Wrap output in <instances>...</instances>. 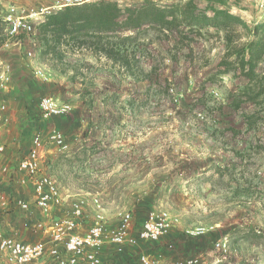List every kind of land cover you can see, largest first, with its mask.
<instances>
[{
    "label": "rangeland",
    "instance_id": "rangeland-1",
    "mask_svg": "<svg viewBox=\"0 0 264 264\" xmlns=\"http://www.w3.org/2000/svg\"><path fill=\"white\" fill-rule=\"evenodd\" d=\"M90 1L94 2L98 0ZM106 1H114L120 8L125 9L126 7L140 6L144 0ZM152 1H155L160 5H168L173 0ZM196 1L200 8H204L209 2L210 4H214L217 8L221 7L219 4H216L214 0ZM222 1L225 4L223 8H228L233 14L238 15L242 20L247 22L250 27L253 26L254 21L256 20H264V0ZM62 2L63 0H2L4 5L14 6L19 12H22L25 15L30 14L31 12H41V10L46 7L61 4ZM56 10L59 9H51L50 11L54 12ZM46 16L47 14L45 13L38 16L35 23L43 21ZM1 26L5 28L3 24H1ZM147 32L146 35L142 34L133 43L129 44L128 50L129 52H132L131 55L135 53L136 56H139V58L142 57L143 59H138L139 63L136 66H133L132 69L135 70L130 71L131 73L129 72V75L131 76L135 73L136 79L139 80L145 77V73H141L140 70H143L142 68L145 66L147 53V63L148 66H151V69L148 70L150 73H148V81L153 82L155 86H152V91H149L147 95L148 108L146 109L144 107L142 114H145L147 111L148 114L154 116L155 145L156 142L161 139L162 122L170 121L174 123V125L170 123L166 130L170 135L174 133L177 125L173 119L175 116L190 115L195 118L207 120L205 123H202L204 126L201 130H208L210 127L208 122L212 119L210 116H214L215 108L220 104L219 102H214L215 95L213 94V91L210 89L205 91V88H208L209 86H227L230 78L229 76L228 79H226L227 77L221 79L216 74L217 63L219 62L218 59L223 53V42L221 40L222 33H220V38L218 39L217 35H215L214 29H203L200 33H196L194 35V41L187 45L185 43L176 44L177 41L175 34L172 36L170 35L168 39L164 40L163 38L158 39L156 34L148 29ZM124 33L129 34L128 32ZM130 34L133 33L131 32ZM36 38H34L33 41L28 38L23 40L21 47L9 44V47L0 50V57L9 64L11 70L13 65L15 66V69L19 70L18 72L23 76L22 80L29 82L32 85L39 84V86H33L34 99L37 100L38 103L43 97L50 96L69 102L73 106L74 103L69 94L72 92H78L82 88L81 86L48 85L61 78L60 76L65 78L68 70L67 66L70 62L68 56V52L70 51L62 47L63 55L61 59H54L51 56L44 57L39 54L40 43ZM112 41L118 42L116 39H113ZM28 50L36 52L35 57L31 60L25 57V52ZM74 52L76 55L90 53L84 48H81L80 50L75 49V51L70 53ZM79 64L82 65L81 63ZM36 66H41L45 72L51 74V82L47 83L42 81L34 75L33 68ZM92 68L94 69H91V78H95L97 70H95L94 66ZM261 69L264 71L263 66ZM108 72L109 70L105 69L104 71H100L99 75L106 79ZM232 78L235 80L234 75H232ZM106 80L105 82H107ZM232 84L234 85L235 81H233ZM186 86H197V89H195V92L193 90L191 92H186ZM131 88L132 86H87L85 90L94 91L96 93H99L104 89L108 90L107 99L110 106L107 109V114L110 118H120L133 115V113L137 115L140 112V109L138 108L136 113L132 111L131 103H129L130 100H133ZM115 89L119 90L120 95H114V93H117L114 91ZM240 92L241 90H237L233 93L232 97L240 96ZM194 94H196L197 97L192 96ZM5 96L6 95L3 91L0 92V101L4 99ZM135 96L139 101L138 104L145 102L146 96L144 91L137 92ZM223 96L224 98H227L226 93H224L222 97ZM219 97L221 98V96ZM189 98L192 101H189ZM193 98H196L195 102L193 101ZM149 102H151V104ZM251 104L253 103L250 102V105ZM251 108V112H248L247 114L257 112L259 115L257 118L250 121V128L247 127V131L251 133L249 139L250 152L247 153L241 151L239 154L238 152L240 149L236 152L230 150L232 154H228L226 157L224 156V160L222 158V161L225 163L233 162L234 164H239L240 157L245 156L240 163L244 161L243 164L247 165V173L251 185L247 188V192L245 187L242 188L244 194L247 196L244 201H237V198L234 196V194L236 195V190L238 188L236 186L232 191L228 192L229 196L226 197L225 183L220 179L217 181L215 187L212 188L214 196L210 195V184L208 183V179H205L209 178L208 174L204 177L205 180L202 179L197 182H190L187 185H181L177 178L178 173L176 169L172 170L169 168L154 170L152 180L148 177V181L141 185L131 184V181L129 180L131 177L129 174L126 176V179L123 180L125 182L122 183V186L116 191L107 181L106 183H102L101 179H99L101 176L105 177L106 172H102L99 175L95 172H87L84 168L77 167L80 163L78 161H81V158H77L76 155L72 154L74 150L65 139L70 149L67 155L57 152V150L50 145L46 146L50 151H54L52 154H55L60 160L58 164L65 168V170L60 171L56 169V165L53 166L52 164H49V172L59 184L60 191L65 199L63 206L54 209L52 217L67 215L70 212L69 206L71 201L82 195L84 192H91L100 195L103 200V206L107 210V218L111 221L112 226L117 225L115 219L117 211L133 212L134 216L132 215L133 223L131 233L134 237L138 236L143 222L147 218L149 212L153 210H165L178 217V224L166 236L162 237L157 242H144L139 240L136 246L125 247L122 254H117L112 246L105 247L101 251L102 264H107L102 257V254L104 253L107 255L108 259L112 258L110 264H141V256H148L150 259L160 260L162 264H179L190 259H197L199 264H215L213 258L216 255L219 256V259L227 256V258L232 261V264H264V231L263 234L261 231V229L264 230V197L262 196V189H264V176L262 173L264 170V101L262 105H255ZM246 110L248 111L249 107L242 108V110L238 112H233L224 108L223 113H225L227 118H237V130L242 131L243 126L240 125L239 122L243 120L242 116H244ZM68 115L60 116L59 118L53 117L54 119L52 118L51 120L48 119L49 122L46 124L45 132H43L44 134L39 130V132L36 133L42 134L43 138H45L47 133L55 128L61 131L65 136L63 130L60 128L69 126L67 119ZM200 144L202 148L205 147L203 149H205L204 152L206 154L201 156L202 161L197 158L198 156H192L194 159L186 161L184 165L186 169L185 174H191L192 172L190 169L199 165L200 162L205 161L208 163L210 161L208 154L210 149H214L215 144H211L209 138L200 140ZM163 146L167 149L169 148L172 152L168 155V160L177 163L179 156L175 153L176 151H179L181 144L178 141V138H176V135L170 137L167 143L165 142ZM234 147L236 148L237 145H234ZM160 157V155H155V164L160 162ZM217 161L222 163L220 157L217 158ZM222 170L224 171L222 174L227 175L225 169ZM9 172L3 173L0 169V191L7 199L5 205L0 203V232L6 236H17L24 242H35L41 239L42 234L40 232H34L32 225L36 221H46L48 219L44 218L40 212L34 208L33 190L31 191V189L27 188L28 186L23 189L18 186L17 190L15 189L16 191H12V189L11 191L8 190L9 188L6 187V183L8 181L12 182V180H7L8 175H10V179H13L11 175L12 172ZM14 181L17 183V178L14 179ZM173 182H175L174 185H171ZM165 183L168 185L166 186ZM144 190H148L149 194H153L152 192L157 191L159 195L156 196L155 202L144 204L142 207H136L137 203L139 204L136 200L142 198L140 196H142V191ZM238 190L241 191V188H238ZM160 195H164L165 197L161 198ZM188 197L192 198L188 200ZM17 198H22L30 203L31 208L29 212H21L15 207L13 201ZM235 198L236 200H234ZM134 207L137 209L135 210ZM227 215L231 218L229 223H232V226H235L233 227L234 230L230 232V234H233V244H231L230 247L229 237L223 236L227 238L228 251H217L214 247L215 251L212 252V256H210V239L216 237V234L213 236H207L202 240L198 239L199 237L197 236L213 232L212 229L215 223H221L220 225L224 226L222 220ZM89 218L90 217H88L87 220H89ZM180 226L182 229H178ZM85 228L86 223H83L81 230H85ZM244 228H250V231H244ZM198 229L204 230V234H191V232H196ZM172 232H176L175 234L173 233L175 239L169 241L165 239V248L169 244L167 249L160 251L161 254L159 256L158 254H153L152 252L159 248L162 239L170 236ZM20 234H22V237H20ZM213 244H215V242ZM200 246H204L205 250H203V252H196L195 248ZM174 251H183L186 255L179 256L178 259L174 258L176 260L170 257L166 258L167 255L171 253L174 254ZM211 259H213L212 262H209ZM0 264H4L1 256Z\"/></svg>",
    "mask_w": 264,
    "mask_h": 264
},
{
    "label": "crops",
    "instance_id": "crops-1",
    "mask_svg": "<svg viewBox=\"0 0 264 264\" xmlns=\"http://www.w3.org/2000/svg\"><path fill=\"white\" fill-rule=\"evenodd\" d=\"M88 1L90 0H87L86 2ZM6 6L7 5H4L3 3L0 5V17L1 12ZM52 6L54 5L49 7ZM128 33L130 34L131 32ZM0 50L4 49L0 48ZM68 54L70 62L67 66L68 70L65 78L60 76L61 78L48 85L82 87L78 92L75 93L71 91L72 93L69 94L74 103L72 112L67 116L69 126L64 128L60 126V129H62L65 134L67 143L74 150L72 154L76 155L77 158H81V161H78L80 162L79 165H77L78 168H84L87 172H95L99 175L102 172H106V176H101L99 179H101L102 183H106L107 181L108 184H111L112 188L116 191H118V188L122 186V183L125 182L123 180H125L126 176L129 174L131 177L129 179L131 184L141 185L142 183L148 181V177L152 180L154 170L165 168L172 170L176 169L178 173L177 178L179 179L181 185H187L190 182L208 179V183L210 184V195L214 196L212 188L215 187L217 181L220 179L225 183L226 197L229 196L228 192L232 191V189L236 186L241 188V191L237 188L236 195L234 194L237 201H244V199H246L245 197L247 196L244 194V190H242V188L245 187L247 192V188H249L251 184L249 182L250 178H248L247 165L243 164L244 161L240 163L245 156L240 157L239 164H234L233 162L225 163L222 161V158L224 160V156L226 157L228 154L231 155L232 153L230 150H232V152H236L240 149L238 152L239 154L241 151H245L247 153L250 152L249 139L251 137V133L247 131L245 116L250 115L247 113L251 112V107H254L255 105H250V102H245L242 103L241 108L236 111L231 109L229 106L231 100L233 99V93L244 88L247 84V80L241 77H235V80H233L232 74L220 75L219 78L221 79H225L226 77V79H228L230 76L229 84L227 86H209L208 88H205V91L209 89L213 91V94L215 95L214 102H219L220 104L215 108L214 116H210L212 119L208 122L210 125L208 130H201L204 126L202 123H205L207 120L195 118L190 115L175 116L173 117L175 124H177L174 131L175 134L172 133V135H170V133L166 131L169 124L171 123L174 125V123L170 121L162 122L161 139L158 140L155 145L154 116L152 114H148L147 111L145 114H142L144 111L143 108H148L147 95L149 91H152V86H155L153 82L148 81V70L151 69V66H148L147 63V53L145 66L142 68L143 70L139 69L141 72L145 73V77L140 80L136 79L135 73L130 76L129 72L126 71L125 68L119 66L118 63H113L112 61L105 59L103 56H96L91 53L76 55L75 52H68ZM133 56L137 59L143 60L142 57L139 58V56H136L135 53H133ZM219 60L220 58L218 61ZM93 66L95 67V70H97L95 78H91V69H94L92 68ZM262 66L264 67V61L259 67L261 68ZM105 69L109 70L108 76L106 77L107 80L105 77L103 78V76L99 75V72L102 70L104 71ZM134 70L135 69H131V71ZM11 71V84L8 86L6 91H3L6 96L0 101L1 104L6 106V111L2 114V118L5 120V123L0 133V143L4 146V155L1 164L12 172L11 175L13 177V179H10V175H8L7 180H12V182L8 181L6 183V187L9 188V191H11V189L12 191H16L18 186L22 189L27 187H23L18 184L20 173L15 171L17 163L27 154L33 135L39 131H42L41 133L45 132L46 124L52 118L48 120L42 117L39 103L34 99L33 86H39V84L32 85L31 83L22 80V74L18 72V69H15L14 65L12 66ZM105 80L107 82H105ZM233 81H235L234 85L232 84ZM49 82H51V80ZM87 86H132L131 91L133 93V100H130L129 103H131L133 112L136 113L137 110L140 109L139 114L136 115L133 113V115L127 117L110 118L107 114V109L110 106L107 99L108 90L104 89L99 93H96L94 91L85 90ZM195 89H197V86H186V92H191L192 90L195 92ZM114 91L117 92L114 93L115 96L120 95L119 90L115 89ZM142 91L145 92V102L138 104L139 101L135 95L137 92ZM224 93H226L227 98H224V96L222 97ZM192 96L197 97L196 94ZM219 96H221V98ZM189 101L192 100L189 98ZM193 101L195 102L196 98H193ZM149 103L151 104V102ZM245 107H249V110L244 112L245 114L242 116L243 120L239 122L240 125L243 126V130L239 131L237 130L238 126L236 125V123H238V119L232 117L227 118L225 113H223V110L224 108H227L233 112H238ZM175 135L181 144V148L175 153L179 156L177 163L168 160V155L172 152L169 148L167 149L163 146L165 142L167 143L170 137ZM205 138H209L210 143L215 144L214 149H210L208 154L210 161L208 163L205 161L200 162L199 165L190 169L192 172L191 174H185L186 169L184 165L186 161L194 159L192 156H198L197 158L202 161L201 156L206 154L204 152L205 149H203L205 147L202 148L200 144V140ZM234 145H237L238 148H235ZM53 152L54 151H48L46 153L44 163L52 164L53 166L56 165V169L60 171L65 170L64 166L62 167L58 164L60 160L55 154H52ZM155 155L161 156V163L158 162L155 164ZM218 157H220V161H222V163L217 161ZM222 169H225L227 175L222 174V172H224ZM262 173L264 176V170ZM207 174L209 175V178L204 179ZM16 178L17 183L14 181ZM174 183L175 182L171 185H174ZM165 185L167 186L168 184L165 183ZM27 188L32 191L31 187L28 186ZM262 191V196L264 197V189H262ZM142 192L143 194L140 196L142 198H140V200H136V202H139L136 207H142L144 204L155 202L156 196L159 195L157 191L152 192L153 194H149L148 190H144ZM160 197L164 198L165 196L160 195ZM190 198L192 197H188L187 199L189 200ZM236 198L234 200H236ZM136 207H134L135 210L137 209ZM230 221L231 218L227 215L222 220L224 226H221V223H215L212 229L213 232L197 236L199 237L198 239L202 240L207 236H213L216 234V237H212V239H210V256H212V252L216 249H214L215 245L213 243L218 242L223 236L229 237L230 247L231 244H233V234H230V232L234 230L233 227L235 226H232V223H229ZM178 229H182L181 226ZM244 229V231H250V228ZM261 231L263 234L264 230L261 229ZM173 233L175 234L176 232H172L170 236L163 238L159 248L152 253L155 255L158 254L159 256L161 254L160 251L166 250L169 244L165 248V239L168 241L175 239ZM21 235L22 234H20V237H22ZM195 250L196 252H203L205 249L204 246H200L196 247ZM183 255H186L183 251H174V254L171 253L167 255L166 258L170 257L178 259L179 256ZM216 256V258H213L216 262L215 264H232V261L229 260L227 256L221 259H219L218 255ZM102 257L105 263H111L112 258L108 259L105 253L102 254ZM213 259L209 262H212Z\"/></svg>",
    "mask_w": 264,
    "mask_h": 264
},
{
    "label": "built area",
    "instance_id": "built-area-1",
    "mask_svg": "<svg viewBox=\"0 0 264 264\" xmlns=\"http://www.w3.org/2000/svg\"><path fill=\"white\" fill-rule=\"evenodd\" d=\"M86 0H63L61 4L42 9L41 12L23 14L14 6L7 5L1 12L4 28V41L0 48L9 44L21 47L23 40L36 37L37 17L50 14L51 9H61L66 6L80 5ZM0 5L2 1L0 0ZM36 52L28 50L25 57L29 60ZM34 75L42 81L49 82L51 74L45 72L41 66L33 68ZM12 81L9 64L0 57V92L6 91ZM172 92V90H171ZM41 115L44 119L66 116L73 110V106L66 101L50 96L43 97L39 102ZM6 106L0 103V133L5 120L2 114ZM52 146L57 152L66 154L69 145L63 133L55 128L51 129L45 138L40 133L34 134L28 152L17 163L15 171L20 173L18 184L30 186L34 194V208L48 220L34 222V232L41 233V239L35 242H24L17 236H6L0 232V256L4 264H102L101 251L112 246L117 254H122L125 247H134L138 241L157 242L166 236L179 222L178 217L165 210H153L147 218L137 237L132 235L133 216L128 211H117L115 219L117 225L112 226L107 218V210L99 194L84 192L70 203V212L61 217H52L54 209L64 205L65 199L59 184L50 174V165L45 164V156ZM4 146L0 143V169L9 172L3 166ZM8 198V197H7ZM15 207L21 212H29L31 205L22 198L14 201ZM0 203L5 205L7 199L0 191ZM89 214H88V212ZM90 215V216H89ZM89 220H87V218ZM86 223L85 230H81ZM192 235L204 234V230L191 232ZM218 251H228V241L223 237L215 244ZM141 264H162L160 260L140 257ZM216 263V262H215ZM179 264H199L197 259L185 260Z\"/></svg>",
    "mask_w": 264,
    "mask_h": 264
},
{
    "label": "trees",
    "instance_id": "trees-1",
    "mask_svg": "<svg viewBox=\"0 0 264 264\" xmlns=\"http://www.w3.org/2000/svg\"><path fill=\"white\" fill-rule=\"evenodd\" d=\"M214 1L221 7L217 8L209 2L200 8L196 0H173L168 5L144 0L140 6L125 9L114 1L106 0L66 6L51 12L36 25L39 54L61 59L62 47L70 52L84 48L93 55L118 63L130 72L139 60L129 52V44L142 34L146 35L147 29L155 33L158 39L165 40L175 34L176 44L187 45L194 41V35L201 30L214 29L218 39L222 33L223 42L217 76L232 74L247 80L240 96H233L230 108L239 110L245 102L262 105L264 71L259 66L264 61V20H256L250 27L238 15L223 8L225 4L222 0ZM1 24L3 21L0 17V46L4 41ZM124 32L133 34L125 35ZM258 115L254 112L245 116L248 128L250 121Z\"/></svg>",
    "mask_w": 264,
    "mask_h": 264
}]
</instances>
